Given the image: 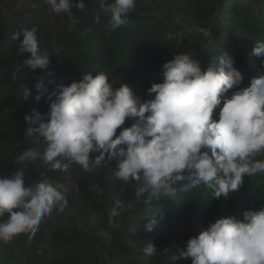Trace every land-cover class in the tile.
I'll list each match as a JSON object with an SVG mask.
<instances>
[{
  "label": "trees",
  "instance_id": "obj_1",
  "mask_svg": "<svg viewBox=\"0 0 264 264\" xmlns=\"http://www.w3.org/2000/svg\"><path fill=\"white\" fill-rule=\"evenodd\" d=\"M84 3L85 11L73 7L70 15H57L44 0H0V177L21 167L17 158L27 147L44 150L43 144H33L24 135V116L33 109L48 111L46 97L39 103L34 100L41 77L46 84L48 79L67 84L80 81L87 72L93 76L104 72L113 87L126 84L147 100L154 96L147 92L151 84L162 82V65L178 53L199 60L202 69L227 53L242 73L239 88L264 75V56L251 55L255 42H264V0H136L127 24L115 30L100 0ZM34 26L40 50L50 56L44 70L24 66L29 54L18 53L20 42L11 40L14 31ZM202 27L213 35L205 37L199 31ZM47 86L51 92L55 84ZM25 88L27 100H23ZM222 104L223 98L214 118ZM133 122L126 120L122 127ZM253 159L264 160V152ZM71 166L78 170V180L68 170H52L42 159L26 162V184L57 179L68 189L69 203L63 212L44 216L30 241L27 233H21L0 242V264H174L170 257L177 249L210 223L228 216L242 220L244 211L264 207V174L244 176L227 198H213V191L203 184L185 191L178 183L175 199L160 196L145 203L146 197L135 199V182L124 183L113 175L114 162L93 172ZM116 198L132 208L110 224ZM156 213L158 223L148 232L145 224ZM149 242L158 254L145 255Z\"/></svg>",
  "mask_w": 264,
  "mask_h": 264
},
{
  "label": "clouds",
  "instance_id": "obj_2",
  "mask_svg": "<svg viewBox=\"0 0 264 264\" xmlns=\"http://www.w3.org/2000/svg\"><path fill=\"white\" fill-rule=\"evenodd\" d=\"M44 3L57 15H70L73 7L86 9L84 0ZM100 4L115 30L127 24L136 0H100ZM199 31L205 37L213 35L208 28ZM37 33L35 26L20 28L11 40L20 42L18 53L29 54L24 66L44 70L50 56L40 50ZM251 55L264 56V42H255ZM242 80L227 53L206 69L189 54L174 55L162 65V82L147 89L154 94L147 100L126 84L113 87L104 72L95 76L87 72L80 81L67 84L53 79L46 84L41 77L34 100L39 103L46 97L48 111L41 114L33 109L26 114L24 135L33 144H43L44 150L27 147L17 158L21 167L0 177V242L21 233H27L30 241L44 216L54 210L63 212L69 203L68 189L57 179L45 177L26 184V162L42 159L60 171L77 164L85 172L114 162L113 175L124 183L135 182V199L146 197L145 203L160 196L175 199L178 183H183L185 191L203 184L213 191V198H227L238 190L244 176L264 174V160L253 159L264 152V75L252 78L246 88L238 87ZM53 84L49 92L47 85ZM231 89L237 90L224 98ZM28 98L25 88L23 100ZM126 120L134 122L122 127ZM91 153L98 154L90 158ZM131 208V203L116 198L109 223L115 224ZM157 213L148 219L146 231L157 225ZM143 251L147 256L158 254L151 242ZM176 252L170 257L174 264L185 259L190 264H264V207L244 211L242 220L217 219Z\"/></svg>",
  "mask_w": 264,
  "mask_h": 264
},
{
  "label": "rangeland",
  "instance_id": "obj_3",
  "mask_svg": "<svg viewBox=\"0 0 264 264\" xmlns=\"http://www.w3.org/2000/svg\"><path fill=\"white\" fill-rule=\"evenodd\" d=\"M68 174L71 175V177L75 178L76 180L79 179V172L73 166L69 167Z\"/></svg>",
  "mask_w": 264,
  "mask_h": 264
}]
</instances>
